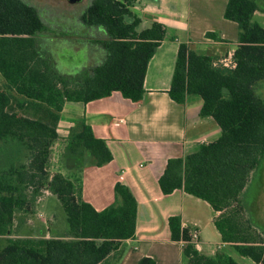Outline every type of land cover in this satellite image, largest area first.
<instances>
[{"label": "trees", "instance_id": "16d2710c", "mask_svg": "<svg viewBox=\"0 0 264 264\" xmlns=\"http://www.w3.org/2000/svg\"><path fill=\"white\" fill-rule=\"evenodd\" d=\"M136 1L88 5L80 19L105 29L106 57L82 80L69 82L50 71L39 54L35 37L43 24L35 9L23 0H0L5 80L0 84V264H116L121 242L134 236L137 202L127 186L115 183L113 203L96 210L82 199L79 176L50 175L47 167L65 102L86 103L113 91L133 102L142 98L147 64L165 27L157 21L141 25L130 10ZM260 1L226 0L224 18L239 29L233 67L179 43L168 94L177 103L199 95V115L212 117L221 133L182 157L169 158L158 178L163 194L182 189L206 201L217 213L213 223L221 240L255 264H264V226L255 217L264 168V97L257 93L264 81V28L252 21L253 13L264 9ZM30 102L45 104L47 117L23 114ZM65 140L64 155L77 172L112 159L105 141L83 121ZM42 189L58 200L53 204L61 208V227L28 224ZM168 225L171 239L184 242V264H237L222 250L212 256L199 252L180 216H170ZM137 264L155 261L143 256Z\"/></svg>", "mask_w": 264, "mask_h": 264}, {"label": "crops", "instance_id": "0c3cea01", "mask_svg": "<svg viewBox=\"0 0 264 264\" xmlns=\"http://www.w3.org/2000/svg\"><path fill=\"white\" fill-rule=\"evenodd\" d=\"M142 1L137 0L136 4L152 14L137 15L141 25L157 21L165 27V37L147 64L142 98L133 102L113 91L86 103L67 101L60 112L57 133L59 138L67 137V131L60 133L61 124L69 129L83 121L96 137L105 141L112 154L108 163L96 166L91 162L74 173L79 176L84 201L96 210L104 209L115 200L117 182L127 186L136 199L135 234L121 242L122 255L116 264H137L143 256L151 257L155 264H184V242L170 237L168 218L172 215L180 216L182 227L189 233L196 232L197 237L191 242L199 252L211 256L204 248L215 244V253L222 250L231 256L234 248L221 240L213 223L217 213L211 206L182 189L163 194L158 178L169 158L182 157L198 145L216 140L221 133L212 117L199 115V95L188 94L183 103H177L168 94L179 43H186L202 55L221 59L232 56L238 45L237 23L224 18L226 0ZM71 21L77 25L72 32L84 27L99 33L100 26L86 25L75 16ZM101 29L107 40L105 29ZM92 38L95 43L100 41L95 35ZM95 43L90 45V52H85L81 64L97 66L105 59V47ZM60 46L72 50L69 40ZM39 54L47 60L40 50ZM263 196L264 192H260L257 205L264 201Z\"/></svg>", "mask_w": 264, "mask_h": 264}, {"label": "rangeland", "instance_id": "374dc122", "mask_svg": "<svg viewBox=\"0 0 264 264\" xmlns=\"http://www.w3.org/2000/svg\"><path fill=\"white\" fill-rule=\"evenodd\" d=\"M23 1L35 9L42 21V29L37 33L35 40L36 44L39 46L40 52L47 57V67L50 71L62 76L69 82L80 81L83 77L89 75L90 70H92L95 66L93 64H81L85 59L84 48H90V45L95 43L92 38L94 35L99 38L98 40H100L96 41L97 43L95 44L99 43L105 47L104 44L107 40H104V37L102 36L104 33L101 26L98 31L99 33L97 34L89 32V30L84 27H81L82 29L80 32L77 30L72 32L73 27L75 29L77 25L71 20L74 16L77 19L81 18L82 13L93 0H82L77 4H69L66 0ZM166 1L169 2V0ZM142 2L145 3V0ZM262 2L264 4V0ZM130 10L134 15L152 14L150 10H144V8L139 6L138 3L130 6ZM252 21L257 22L264 28V9L256 11L252 16ZM67 40H69L72 45L71 49L73 52L71 55H66V52H63L65 50L60 46ZM262 82L264 81H261L260 83ZM0 84L5 86V80L1 75ZM257 90V93L259 94L260 92L264 97V84L258 85ZM11 93L15 95L16 98H21L14 90H11ZM47 110L48 108L43 103L30 102L22 110V113L30 117L46 118L48 113ZM71 129L72 128L65 129V125L62 123L60 126V133L65 134L67 131L66 134L68 136ZM65 138L66 136L60 135V138L57 139L51 146L49 164L47 167V171L50 175L55 172H61L66 176H72L74 173H77L76 167H72L70 159L64 155V147L66 144ZM262 179V188L260 192H264V168ZM50 200L59 204L58 200L54 199V195L51 194V192L46 189H42L38 200L34 204L33 214L28 217L29 225L47 228L55 224L56 226L61 227L63 220L61 208L57 203L53 204ZM257 203L255 217L264 226V201H260V204L258 205ZM204 249L212 256L215 253L216 245L211 244L205 246ZM231 251V257L236 260L237 264H255L250 258L236 253L234 249H231Z\"/></svg>", "mask_w": 264, "mask_h": 264}, {"label": "built area", "instance_id": "2783aa9c", "mask_svg": "<svg viewBox=\"0 0 264 264\" xmlns=\"http://www.w3.org/2000/svg\"><path fill=\"white\" fill-rule=\"evenodd\" d=\"M220 62H221L223 65H225V66H229V67H233V66H234V62H233V60H232V56H228V57H226V58H222V59L220 60ZM190 235H191V241L197 237V234H196L195 231L191 232Z\"/></svg>", "mask_w": 264, "mask_h": 264}, {"label": "flooded vegetation", "instance_id": "af4514ba", "mask_svg": "<svg viewBox=\"0 0 264 264\" xmlns=\"http://www.w3.org/2000/svg\"><path fill=\"white\" fill-rule=\"evenodd\" d=\"M67 3H69V2H67ZM69 4H71V3H69ZM65 51H63V52H66V53H68V54H66V55H71L72 54V52H73V50H68V49H64ZM90 48L88 47V48H84V52H90Z\"/></svg>", "mask_w": 264, "mask_h": 264}, {"label": "water", "instance_id": "95a60500", "mask_svg": "<svg viewBox=\"0 0 264 264\" xmlns=\"http://www.w3.org/2000/svg\"><path fill=\"white\" fill-rule=\"evenodd\" d=\"M66 1L71 3V4H77V3H80L82 0H66ZM147 1H149V0H147Z\"/></svg>", "mask_w": 264, "mask_h": 264}]
</instances>
